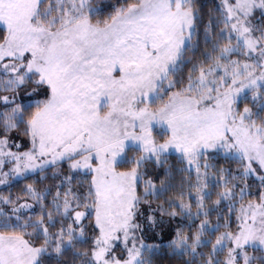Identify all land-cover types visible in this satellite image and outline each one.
Returning <instances> with one entry per match:
<instances>
[{
	"label": "snow or ice",
	"instance_id": "1",
	"mask_svg": "<svg viewBox=\"0 0 264 264\" xmlns=\"http://www.w3.org/2000/svg\"><path fill=\"white\" fill-rule=\"evenodd\" d=\"M0 187V264H264V0H0Z\"/></svg>",
	"mask_w": 264,
	"mask_h": 264
},
{
	"label": "trees",
	"instance_id": "2",
	"mask_svg": "<svg viewBox=\"0 0 264 264\" xmlns=\"http://www.w3.org/2000/svg\"><path fill=\"white\" fill-rule=\"evenodd\" d=\"M105 2H107V0H105ZM197 2L203 4L204 7L207 8V7L209 6V4L212 2V0H197ZM217 2H218V0H217ZM169 159H170L171 162L174 163L175 160H176L175 154H172V155L169 157ZM233 166L235 167V165H233ZM63 167L66 168L67 165L64 164ZM149 174H151V173H149ZM250 182H252V181H250ZM256 184H258V183H256ZM17 187H18V186H17ZM13 190L15 191V188H14ZM0 191H7V189H6V188H1ZM157 216H159V213H157ZM214 218H215V216L213 215V219H214ZM178 219H179V218H177V221H176V222H173V224L177 223V222H178ZM85 223H87V221H85ZM168 231H169V230H167V232H168ZM163 236H164V235H163ZM169 238H170V236H169ZM159 243H160V242H159ZM205 251H207V249H205ZM165 259H166V261H167V264H181V262H180L177 258H175V257H166ZM161 264H164V262H161Z\"/></svg>",
	"mask_w": 264,
	"mask_h": 264
},
{
	"label": "rangeland",
	"instance_id": "3",
	"mask_svg": "<svg viewBox=\"0 0 264 264\" xmlns=\"http://www.w3.org/2000/svg\"><path fill=\"white\" fill-rule=\"evenodd\" d=\"M173 154H174V153H173ZM256 183H259V181H258V180L255 181V184H256ZM1 188H3V187H0V189H1ZM167 230H169V229L165 228V232L163 233V235H164V242H166L167 239H170V238H171V237L169 238L170 235L168 234L169 231L167 232ZM147 242H148V243H159V242H162V241L158 238V239H156V240H148Z\"/></svg>",
	"mask_w": 264,
	"mask_h": 264
}]
</instances>
